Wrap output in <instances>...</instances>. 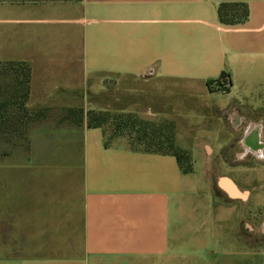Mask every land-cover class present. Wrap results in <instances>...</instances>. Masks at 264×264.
I'll return each instance as SVG.
<instances>
[{
	"label": "crops",
	"instance_id": "1",
	"mask_svg": "<svg viewBox=\"0 0 264 264\" xmlns=\"http://www.w3.org/2000/svg\"><path fill=\"white\" fill-rule=\"evenodd\" d=\"M222 4L247 19L223 22ZM6 63L31 69V153L65 160L0 162V264H264L249 191L207 156L263 135L249 122L264 114V0L0 3ZM222 75L228 92L210 88ZM71 109L170 123L193 172Z\"/></svg>",
	"mask_w": 264,
	"mask_h": 264
},
{
	"label": "trees",
	"instance_id": "2",
	"mask_svg": "<svg viewBox=\"0 0 264 264\" xmlns=\"http://www.w3.org/2000/svg\"><path fill=\"white\" fill-rule=\"evenodd\" d=\"M15 2L12 0H0V3ZM219 16L225 23L234 24L243 21L248 17V8L245 5L237 4H222L219 7ZM10 67H17L15 75L0 85V142L10 144L13 147L23 141L28 140V130L33 116L27 109V102L30 97V78L31 69L25 63H6ZM213 83H210L212 89ZM43 112H40L35 117L40 118ZM85 117L88 118L87 123L89 128H102L109 122L110 115L105 112L96 113V111H89L85 113L83 109H71L68 111L64 120H70L77 125H83ZM122 115L115 118V132L109 137L112 140L119 136H124L127 129L135 128L137 124L145 123L149 125L151 122H146L139 119L137 116L126 115L127 121L123 120ZM131 124V127L128 125ZM170 124V123H169ZM171 132L166 137V142L159 141L158 143L150 142L146 144V139L150 138L148 128H143L142 131L137 132L138 139L131 146L138 150V144L143 143L142 150L146 152H156L163 155H172L175 157L184 173L193 172V162L191 155L186 151L176 146L174 140L173 127ZM162 137H164L162 135ZM145 139V140H144ZM157 144V148L154 146ZM166 144V145H165ZM108 145V142L106 143Z\"/></svg>",
	"mask_w": 264,
	"mask_h": 264
},
{
	"label": "rangeland",
	"instance_id": "3",
	"mask_svg": "<svg viewBox=\"0 0 264 264\" xmlns=\"http://www.w3.org/2000/svg\"><path fill=\"white\" fill-rule=\"evenodd\" d=\"M15 1L12 4H22V3H51V2H77L79 0H12ZM11 3V2H5ZM17 67H10L7 64H0V85L9 81L14 75ZM252 111V109H251ZM109 114L111 117L109 122L105 124L103 129L107 132L109 136H112L115 132V118L117 116H124L123 120L127 121L126 115L127 113L115 114L113 109L110 111H102ZM100 113V112H96ZM88 119V118H86ZM249 124L252 126V129H261V144H263V149L258 151V154L255 152H243V153H217L212 155H207L208 157L212 156L214 162L217 165H220L222 162H227L226 169H221L220 172L229 173L231 172L232 177L240 181L241 187L243 191H249L250 198L248 200L249 209H250V239L251 241H259L262 240V236H260L259 230L263 231L262 228L264 226V114L258 112H251V119ZM32 123L30 124V126ZM131 127V124L128 125ZM143 128H148V133L151 135L150 138L146 139V144L150 142L158 143L159 141L166 142L167 135L171 132V126L169 123H150L146 125L143 123L142 125L137 124L136 127L127 129V133L122 136L126 138L130 144L134 143L138 139L137 132L142 131ZM257 133H259L257 131ZM162 135L164 137H162ZM145 140V139H144ZM166 145V144H165ZM138 149L142 150L145 146L143 143L138 144ZM157 144L154 148H157ZM20 149L23 154L22 157H25L26 160H33L34 156L36 159L41 161H56L58 160V156L54 154L47 153H31L29 147V132H28V140L18 143L15 147L10 144H5L3 142L0 143V162L8 161V160H17V152H13L15 150ZM59 160H65L59 159ZM234 175V176H233ZM257 232H259V236H257ZM16 235H11V237ZM16 245V243H15ZM13 254L19 253L18 249L11 251Z\"/></svg>",
	"mask_w": 264,
	"mask_h": 264
},
{
	"label": "built area",
	"instance_id": "4",
	"mask_svg": "<svg viewBox=\"0 0 264 264\" xmlns=\"http://www.w3.org/2000/svg\"><path fill=\"white\" fill-rule=\"evenodd\" d=\"M231 82L227 76L222 75L220 81L213 83L212 87L222 92H228L231 88Z\"/></svg>",
	"mask_w": 264,
	"mask_h": 264
},
{
	"label": "flooded vegetation",
	"instance_id": "5",
	"mask_svg": "<svg viewBox=\"0 0 264 264\" xmlns=\"http://www.w3.org/2000/svg\"><path fill=\"white\" fill-rule=\"evenodd\" d=\"M248 143L251 148V152H258L261 149H263V144H261V137H258V135H250L248 138Z\"/></svg>",
	"mask_w": 264,
	"mask_h": 264
},
{
	"label": "bare ground",
	"instance_id": "6",
	"mask_svg": "<svg viewBox=\"0 0 264 264\" xmlns=\"http://www.w3.org/2000/svg\"><path fill=\"white\" fill-rule=\"evenodd\" d=\"M230 192H231V191H230ZM232 193H234V194H235V192H232ZM234 194H233V195H234ZM235 195H236V194H235Z\"/></svg>",
	"mask_w": 264,
	"mask_h": 264
},
{
	"label": "water",
	"instance_id": "7",
	"mask_svg": "<svg viewBox=\"0 0 264 264\" xmlns=\"http://www.w3.org/2000/svg\"><path fill=\"white\" fill-rule=\"evenodd\" d=\"M263 229H264V226H263Z\"/></svg>",
	"mask_w": 264,
	"mask_h": 264
}]
</instances>
